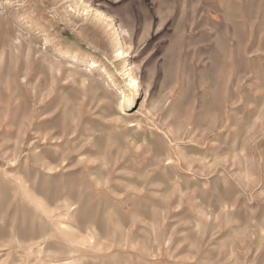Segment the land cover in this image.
<instances>
[{
	"label": "rangeland",
	"instance_id": "1",
	"mask_svg": "<svg viewBox=\"0 0 264 264\" xmlns=\"http://www.w3.org/2000/svg\"><path fill=\"white\" fill-rule=\"evenodd\" d=\"M0 264H264V0H0Z\"/></svg>",
	"mask_w": 264,
	"mask_h": 264
},
{
	"label": "bare ground",
	"instance_id": "2",
	"mask_svg": "<svg viewBox=\"0 0 264 264\" xmlns=\"http://www.w3.org/2000/svg\"><path fill=\"white\" fill-rule=\"evenodd\" d=\"M119 27H117V29H118ZM118 32L120 31V29H118L117 30ZM58 55V54H57ZM92 65H93V63H92ZM75 67V66H74ZM87 68H90V67H88V66H84L83 67V69H81V70H83L82 72H84V71H87L88 72V69ZM137 79V78H136ZM135 78H133L132 79V82L134 83V85H135V87H136V93H138L139 92V89H140V87H139V85L140 84H138V81L136 80ZM131 101V99H129V100H125V99H122V100H120V105H119V107L121 108L122 106H125V105H127L128 103H131L130 102ZM118 107V108H119Z\"/></svg>",
	"mask_w": 264,
	"mask_h": 264
}]
</instances>
